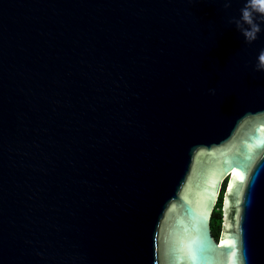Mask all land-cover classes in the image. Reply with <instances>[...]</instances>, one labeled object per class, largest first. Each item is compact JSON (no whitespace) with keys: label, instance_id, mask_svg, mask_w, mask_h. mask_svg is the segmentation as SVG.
Wrapping results in <instances>:
<instances>
[{"label":"water","instance_id":"95a60500","mask_svg":"<svg viewBox=\"0 0 264 264\" xmlns=\"http://www.w3.org/2000/svg\"><path fill=\"white\" fill-rule=\"evenodd\" d=\"M223 3L0 0V264H264V30Z\"/></svg>","mask_w":264,"mask_h":264},{"label":"clouds","instance_id":"9594fccd","mask_svg":"<svg viewBox=\"0 0 264 264\" xmlns=\"http://www.w3.org/2000/svg\"><path fill=\"white\" fill-rule=\"evenodd\" d=\"M231 3L232 0H224L223 6L228 8ZM229 23H234L245 40L251 43L264 30V0H243L239 15L230 16ZM254 67L258 71H264V48L258 52ZM209 91L215 93L214 88Z\"/></svg>","mask_w":264,"mask_h":264},{"label":"trees","instance_id":"16d2710c","mask_svg":"<svg viewBox=\"0 0 264 264\" xmlns=\"http://www.w3.org/2000/svg\"><path fill=\"white\" fill-rule=\"evenodd\" d=\"M226 181L222 184L221 191L219 193L217 202L212 211L210 220L211 231L213 236L218 239L222 230V206H223V194L225 189Z\"/></svg>","mask_w":264,"mask_h":264},{"label":"snow or ice","instance_id":"6c2138e0","mask_svg":"<svg viewBox=\"0 0 264 264\" xmlns=\"http://www.w3.org/2000/svg\"><path fill=\"white\" fill-rule=\"evenodd\" d=\"M230 243V242H229Z\"/></svg>","mask_w":264,"mask_h":264}]
</instances>
